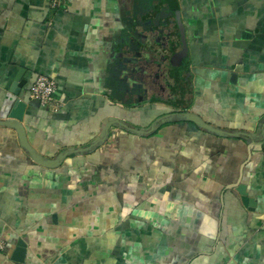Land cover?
Returning a JSON list of instances; mask_svg holds the SVG:
<instances>
[{
  "label": "crops",
  "instance_id": "obj_1",
  "mask_svg": "<svg viewBox=\"0 0 264 264\" xmlns=\"http://www.w3.org/2000/svg\"><path fill=\"white\" fill-rule=\"evenodd\" d=\"M263 135L264 0H0V264H264Z\"/></svg>",
  "mask_w": 264,
  "mask_h": 264
},
{
  "label": "water",
  "instance_id": "obj_2",
  "mask_svg": "<svg viewBox=\"0 0 264 264\" xmlns=\"http://www.w3.org/2000/svg\"><path fill=\"white\" fill-rule=\"evenodd\" d=\"M25 84H26V82L23 80L22 74H19L18 77L16 78V83L13 85L14 89L11 90L12 93L16 96H19L20 91ZM25 108H26V104L21 100H17L13 106V109L11 110L10 118L13 120H16L17 122H21L23 120ZM191 119L194 122L198 123L199 125L204 126L206 129L213 130V128L211 126L204 124L203 121H201L199 119V117H191ZM7 124H10L11 126H13L17 129V131L19 132L22 143L25 145V147L28 148L27 141H26L25 137H23L21 125L19 123H7ZM110 127L111 126H109V128ZM263 138H264V135H263ZM237 191L242 196V200H243L245 207L250 208L254 205L253 200L250 199L249 193L247 192V189L244 185H239L237 187ZM263 230H264V227H263ZM25 254H26V244L21 240L18 243V247H17L15 254L13 256V260L17 261V262H23L24 258H25Z\"/></svg>",
  "mask_w": 264,
  "mask_h": 264
},
{
  "label": "built area",
  "instance_id": "obj_3",
  "mask_svg": "<svg viewBox=\"0 0 264 264\" xmlns=\"http://www.w3.org/2000/svg\"><path fill=\"white\" fill-rule=\"evenodd\" d=\"M30 94L32 99L51 111H57L61 107L56 98L57 83L53 79L44 76L38 77L30 88ZM0 249H4L3 242H0Z\"/></svg>",
  "mask_w": 264,
  "mask_h": 264
},
{
  "label": "flooded vegetation",
  "instance_id": "obj_4",
  "mask_svg": "<svg viewBox=\"0 0 264 264\" xmlns=\"http://www.w3.org/2000/svg\"><path fill=\"white\" fill-rule=\"evenodd\" d=\"M163 22V21H162Z\"/></svg>",
  "mask_w": 264,
  "mask_h": 264
}]
</instances>
